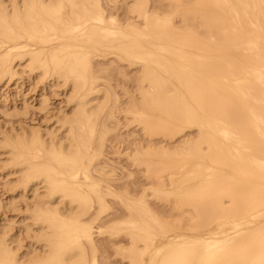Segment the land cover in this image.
<instances>
[{"label": "bare ground", "instance_id": "bare-ground-1", "mask_svg": "<svg viewBox=\"0 0 264 264\" xmlns=\"http://www.w3.org/2000/svg\"><path fill=\"white\" fill-rule=\"evenodd\" d=\"M115 3L0 0V84L25 73L60 87L67 108L52 126L0 131L29 240L0 223V264H98L94 228L127 239L116 248L127 264H264V0H133L123 20ZM98 59L138 72L119 111L129 126L180 139L128 156L167 176L137 197L99 163L120 104ZM147 191L176 218H159ZM112 200L127 214L104 224Z\"/></svg>", "mask_w": 264, "mask_h": 264}, {"label": "rangeland", "instance_id": "rangeland-1", "mask_svg": "<svg viewBox=\"0 0 264 264\" xmlns=\"http://www.w3.org/2000/svg\"><path fill=\"white\" fill-rule=\"evenodd\" d=\"M132 1L133 0H116L115 4H109L108 6L109 9L108 7H106L109 11L107 9L106 10L108 12L112 11V13L118 16L119 19L123 20V18L126 16V10L129 7V5L132 3ZM153 2H154L153 5H156L155 0H151V3ZM153 5L151 4V6ZM102 61H104L103 65H100ZM114 63L112 62V60H108V59H105V60L98 59V61L96 60V62L94 63L96 67L97 66L105 67L107 69L106 70L107 74L109 72L108 83L110 82L109 83L110 85L107 84L108 89L109 90L113 89V94L114 93L115 95L117 94L116 96L119 98V104H120L119 107L118 106L115 107L116 110L114 111V113L117 115V119L116 117H114V120L109 123L110 127L113 125V122L115 125L114 127H111L112 131L107 135V138L105 139L104 148L102 150L103 151L102 159L99 160L100 161L99 163H101L100 166L105 167L111 172V173L109 172L111 174L110 179H112L113 181L110 182V184L112 183L111 185H113L115 190L119 189L120 191H128L129 192V193L127 192L128 194L132 196L134 195L137 197V195L139 196V194L141 195L144 192L143 190H146L150 187H155V185L157 186L160 183V181H162V179L163 180L166 179L167 181V176L164 173H162V175L159 177L160 180L158 177L154 178V177L144 176L145 168L143 169V167H140V166L139 168L137 165H134L132 164V162H129L130 159L128 156L133 155L135 151L140 148V146L141 147L144 146V149H146V147L147 148L154 147V146L158 147V144L159 146L166 144L168 145L167 147H169V145H172V147H174L178 143L177 141H179L180 139L176 138L172 140L170 139L166 140V137L164 136L161 137V135L160 136L153 135V136L145 137V135H143V130L141 129V127H138L135 125H131V126L128 125L126 118L122 114H120L119 111L128 103L129 97L135 96L134 95L135 94L134 88L136 86L135 76H137L138 72H136L135 67H129V66L126 67L127 65H125L124 63L121 65V63L117 61L116 62L114 61ZM119 65H121V68ZM119 68L122 70H119ZM122 71L124 75L121 73ZM26 75L27 74L25 73L21 74V76H19V80L16 82L17 84L16 83L14 84L13 82H9L10 84L9 83L2 84V85L0 84V131L6 129L7 127H9V129L11 128L17 129L18 127L19 128H21V126L23 127L24 125L25 127H28L26 125H29V127L34 125V128L37 126L41 128L42 126H49L52 123L50 125L52 126L55 121L52 118L55 119L58 112L60 111L58 109L61 108L62 110L64 109L67 110V108L64 105L65 102L61 101L62 98L60 99V97H62V95L59 94L61 92L60 87H56V89H54L55 87L53 89L49 88L48 86L44 87L41 80L36 79V82H35V79L33 80V77L29 78ZM38 88L39 89L41 88V89L39 90ZM40 98L41 99L44 98L43 100L46 101L45 108L41 106L38 107V101L40 100ZM62 104H63V107H60L62 106ZM43 109H46V110L43 111ZM47 118L50 120H48ZM51 120H53V122H51ZM10 125L12 126L10 127ZM4 126H7V127H4ZM4 158L5 156L0 155V159H1L0 165L2 164V161L4 160ZM2 165L0 166V198H1L0 201L2 203V204L0 203V206L2 205L4 206V208L2 206L0 208V223L3 225L9 226L7 227L9 229L11 226L12 227L14 226L13 227L14 229L11 227L13 231H11L10 229V234H13V235L15 234L17 237H20V239H22L23 245L26 246V241H29V240L26 239V236L22 235L23 233H25V229H24L25 226L22 222H20L21 221L20 219H22V216L24 214L23 212L24 203H23L22 198L21 197L18 198V196L15 195V193H11L10 191H5L6 188L4 186L3 181L6 178L3 177L4 171L1 170L3 167ZM163 175H165L166 177L165 176L163 177ZM157 181H159V183H156ZM152 184H154V186H150ZM148 194L146 197V200L148 201L147 202L148 206L149 207L151 206L150 208L152 209V211L157 212L155 213L157 214V216L159 215V218L161 217L163 220H169L170 218L172 219L176 218L174 217L175 216L174 214L177 215V212H174L173 209H171L173 211L172 213L171 210H169L171 208L169 204L167 205L166 203L157 201L156 199H152L150 194H149L150 197L148 196ZM10 195H13L14 198L9 197ZM28 197H29V194L27 196V199ZM29 199L26 201H30ZM17 200H21V201H17ZM108 200L110 201L111 199H108ZM7 202H8V205L6 206ZM20 202L22 203L20 204ZM13 203H15V205ZM10 204H13V206ZM9 205H10V208L11 207L13 208L15 206L17 210L15 209L10 210V208H8ZM108 206H109V209L103 215V218H102L103 220L102 222L104 224H108L112 222L113 220L116 221L118 217H119L118 219H121L120 216L124 217L127 214L126 210L125 209L123 210V206L120 203L115 202L114 200H112L111 203H108ZM161 210H162V213L163 211L166 213V214L164 213L166 215V218L164 214L160 213ZM167 210L171 212L172 214L171 217H170L171 215L170 213L169 215H167L168 214ZM10 213L13 215L11 216ZM12 219H14V221H16L17 224L16 222L12 221ZM3 225L2 226L0 225V227L6 228ZM16 229L18 230L19 234L17 233ZM94 234L95 235H93V238L95 240V245L97 247L96 249L98 250L97 253L99 257L98 264H127L125 260L119 257V255H116L117 247L122 246V245L127 246V239L124 236H118V237H108L107 235L99 236L96 234L95 228H94Z\"/></svg>", "mask_w": 264, "mask_h": 264}]
</instances>
